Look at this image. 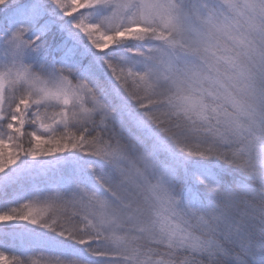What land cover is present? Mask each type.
Wrapping results in <instances>:
<instances>
[{"label": "snow or ice", "instance_id": "obj_1", "mask_svg": "<svg viewBox=\"0 0 264 264\" xmlns=\"http://www.w3.org/2000/svg\"><path fill=\"white\" fill-rule=\"evenodd\" d=\"M0 21V264H264V0Z\"/></svg>", "mask_w": 264, "mask_h": 264}, {"label": "rangeland", "instance_id": "obj_2", "mask_svg": "<svg viewBox=\"0 0 264 264\" xmlns=\"http://www.w3.org/2000/svg\"><path fill=\"white\" fill-rule=\"evenodd\" d=\"M0 23H2V21H0Z\"/></svg>", "mask_w": 264, "mask_h": 264}]
</instances>
